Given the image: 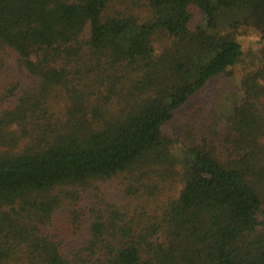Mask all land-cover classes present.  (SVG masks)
Listing matches in <instances>:
<instances>
[{"label": "trees", "instance_id": "trees-1", "mask_svg": "<svg viewBox=\"0 0 264 264\" xmlns=\"http://www.w3.org/2000/svg\"><path fill=\"white\" fill-rule=\"evenodd\" d=\"M224 12L260 66L219 146L180 154L168 125L243 56ZM124 175L142 204L94 192ZM263 210L264 0H0V264H264Z\"/></svg>", "mask_w": 264, "mask_h": 264}, {"label": "rangeland", "instance_id": "rangeland-1", "mask_svg": "<svg viewBox=\"0 0 264 264\" xmlns=\"http://www.w3.org/2000/svg\"><path fill=\"white\" fill-rule=\"evenodd\" d=\"M138 6L133 7L134 13L142 19H147L149 17L147 8L142 3ZM242 20L243 16L240 13H220L216 27L211 28L218 35L234 34L235 39L241 45L243 56L236 66L228 68L222 75L211 80L190 99L168 125L167 129L177 139V153L181 154L185 148L194 147L204 142L219 146V140L229 132V121L233 108L235 105H239L243 98L242 81L248 73L260 66V50L263 46L261 37L253 29L244 26L231 27L235 22ZM204 24L203 14L194 10L192 27L195 29ZM156 43L164 46L168 44V40L157 38ZM201 64L203 65V63ZM11 74L23 77L14 65H11ZM130 184L129 176L124 175L112 181L97 184V189L95 185L94 192L100 194L102 200L105 198L107 203L110 200L113 203L121 202L122 204L124 202V205L131 201L130 197H137L135 204L138 206L146 200L148 192L140 190L143 184H137L135 189L137 194L130 196L127 194L128 192L132 194ZM147 185L153 187L155 183L149 182ZM169 186L164 191H162L163 189L159 191V198L164 199L170 195H178L181 189L179 182H171ZM258 217L264 224V210Z\"/></svg>", "mask_w": 264, "mask_h": 264}]
</instances>
